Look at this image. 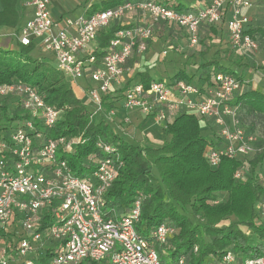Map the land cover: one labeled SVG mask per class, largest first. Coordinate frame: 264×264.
<instances>
[{
	"label": "built area",
	"instance_id": "built-area-1",
	"mask_svg": "<svg viewBox=\"0 0 264 264\" xmlns=\"http://www.w3.org/2000/svg\"><path fill=\"white\" fill-rule=\"evenodd\" d=\"M29 4L34 12L19 28L18 41L29 45L39 40L45 51L55 55L58 69L72 81L83 78L90 67L92 85L88 94L95 106L93 115L103 111L104 94L117 85L125 86L127 60L148 49L157 24L173 23L184 28L189 46L195 47L202 24L225 23L234 49L249 53L259 48V41L247 31L251 18L245 9L253 5L252 0H212L207 7L189 13L154 0H125L115 7L67 19L73 33L57 28L50 0H29ZM135 10L148 14L150 22L121 26L101 57L95 51L79 57L101 30L123 21ZM240 87L238 78L224 72L216 73L213 83L203 91L185 80H153L149 87L132 82L124 90L123 107L127 112L139 110L159 122L169 121L182 111L213 120L218 140L208 146L207 159L215 167L223 158L254 151V138L239 125L238 110L232 104ZM8 94L20 97L29 117L8 140H0V264L13 260L20 264H162L153 242L137 227L142 196L121 215L105 209V194L123 166L117 147L98 140L101 155L94 158V170L87 176H77L67 159L60 158L59 149L73 150L83 140L82 135L68 139L48 134L62 109L48 104L29 83L0 84V97ZM115 113L110 110L107 119L110 121ZM123 120L129 121L130 116ZM262 168L264 172V161ZM258 208L264 218V198ZM174 233L175 228L163 222L152 229L151 236L165 243ZM173 264H185V259ZM217 264H264V256L241 261L226 251Z\"/></svg>",
	"mask_w": 264,
	"mask_h": 264
},
{
	"label": "trees",
	"instance_id": "trees-1",
	"mask_svg": "<svg viewBox=\"0 0 264 264\" xmlns=\"http://www.w3.org/2000/svg\"><path fill=\"white\" fill-rule=\"evenodd\" d=\"M2 1L4 10L0 12V27L15 26L19 19L16 0ZM119 1L107 0L99 10L117 6ZM203 8L184 6L176 10L189 13ZM121 26L110 25L101 30L99 48L95 51L97 57L105 53ZM248 26L247 31L256 38V30ZM17 46L16 50L0 49V84H32L48 104L62 109L60 119L48 134L53 138L64 136L68 139L82 135L83 140L73 150L59 149L60 158L67 159L75 175L87 176L94 170V158L101 155L96 145L98 140L117 147L123 166L105 194V209L115 210L121 215L128 211L137 197L142 196V215L137 227L153 242L159 257L165 253L169 243L173 263L184 258L185 264H217L218 258L226 251L233 252L241 261L264 256V218L258 208L259 201L264 198V147L253 155L252 170L245 174L244 167L250 154L223 158L220 164L211 166L207 151L208 146L215 145L218 140L217 128L204 126L203 117L188 111H182L168 121L165 133L169 141L158 146L130 142L116 132L112 120L101 116L103 111L93 115L94 104L90 107L82 100L75 84L63 71L33 56L36 43L23 45L18 42ZM202 66L206 71L200 77L203 76L206 84L209 82L207 86L213 83L218 72L234 75L243 85L242 74L225 67L219 58L211 59ZM140 75L142 79L138 83L149 87L153 81L149 73L145 71ZM179 80L190 83L194 75L181 70L173 76V82ZM199 89L205 90L200 86ZM240 89L234 95L232 104L237 109L240 106V112L244 104L248 105L252 112L264 119V89L245 92ZM124 90H119L118 98L110 97V93L104 94L103 110L110 111L113 103L120 99L124 103ZM9 96H17L14 107L4 101ZM1 98L4 102L0 106V140H8L29 114L23 109L18 95L8 94ZM207 129L213 132L207 135ZM163 222L173 226L175 233L165 243H160L151 236V231Z\"/></svg>",
	"mask_w": 264,
	"mask_h": 264
},
{
	"label": "crops",
	"instance_id": "crops-1",
	"mask_svg": "<svg viewBox=\"0 0 264 264\" xmlns=\"http://www.w3.org/2000/svg\"><path fill=\"white\" fill-rule=\"evenodd\" d=\"M107 0H50V10L51 16L56 21V25L58 29H67L69 32L73 33L74 29L67 26V19H75L81 15H89L93 9H101L104 7ZM125 1L120 0L118 3ZM148 1V0H143ZM157 2L164 3L174 9L184 6H192L195 8H203L208 5L210 0H154ZM254 1V0H252ZM205 2V3H203ZM203 4V5H202ZM115 7V6H113ZM16 9L18 10L19 19L15 26L2 25L0 27V49L6 50H16L18 49V38L17 33L19 28L32 17L34 9L29 4V0H16ZM4 10L3 1L0 0V12ZM96 10V11H97ZM252 9H245V12L252 16ZM150 22V18L148 14L141 12L139 10H135L129 13L121 22H115L111 26L120 24L123 26H129L134 24H147ZM250 28L254 30H259L257 28L255 22H253V16L251 17V23L249 24ZM248 26V27H249ZM100 34V33H99ZM99 34L97 39L90 44L87 49L82 50L79 53V57H87L90 52L96 51L99 48ZM200 43L199 48L189 49L188 46V36L187 32L184 28L173 24V23H163L157 24L154 26L153 37L148 42V50L146 53L142 55H134L129 58L126 62V75L124 78L125 88L130 85L131 82H137L142 79L140 73L147 71L152 78V80H162L165 75H170L169 81L173 82V76L177 74L179 71L184 70L191 75H194V80L191 83H194L200 88H207L208 83L206 84V80L203 78L205 72V68L202 66L203 63L219 58L220 63L223 64L227 68H231L239 71L242 75L244 71H247L246 65H238L236 60H232L233 58L229 56L230 50H222L220 53L219 49V36L220 34H224L228 37L227 42L230 43V35L227 30L225 23L215 24L213 26L202 25L200 27ZM258 36V34L255 32ZM207 40V41H206ZM207 42V43H206ZM222 44L226 43V41H221ZM39 43V40H38ZM36 44V48H40V50H44L40 44ZM203 44V45H202ZM231 50V43L227 45ZM198 46H196L197 48ZM109 49L107 47L105 50ZM164 50H167V53L164 54ZM36 51V50H35ZM224 51V53H223ZM48 54L44 56H48L50 62H57L56 57L53 53L45 51ZM236 52V51H235ZM238 52L235 53L237 56ZM43 58V56H40ZM244 62V61H243ZM249 69V68H248ZM91 68L89 67L86 71V74L83 78L79 80L73 81L75 84V88L77 94L82 98V100L88 105L92 106L93 101L88 94V88L92 85V80L90 76ZM196 74V75H195ZM201 74L203 75L202 77ZM70 78V77H69ZM71 79V78H70ZM164 80V79H163ZM124 88V89H125ZM118 89V88H113ZM112 89V90H113ZM119 91V89L117 90ZM120 94V93H119ZM118 94V95H119ZM114 97V96H113ZM116 100V98H114ZM113 100V101H115ZM113 108L118 115V122L113 123V128L120 135L124 136L127 140L130 141L131 132L128 126V121L123 120L124 116H130V112H127L123 107V99H120L113 103ZM116 115V114H115ZM141 116V120L145 119L144 116L139 110H134L131 113L130 118H134L135 116ZM114 118V120H117ZM148 120L152 118H146ZM133 120V119H132ZM154 120V119H153ZM170 121V120H169ZM205 125L206 120L204 121ZM120 123V125H119ZM162 125L166 127L168 121L161 122ZM146 126L143 129L142 133H146L145 136L151 138L156 135L155 132L156 127L155 123L150 121L146 122ZM149 128L148 126H153ZM151 129L147 131L146 128ZM208 127V126H206ZM211 132V131H210ZM137 140L140 141V138ZM137 140H133V142L140 143ZM143 141V140H142ZM131 142V141H130ZM151 143V142H150ZM11 264H20L18 261L13 260Z\"/></svg>",
	"mask_w": 264,
	"mask_h": 264
},
{
	"label": "rangeland",
	"instance_id": "rangeland-1",
	"mask_svg": "<svg viewBox=\"0 0 264 264\" xmlns=\"http://www.w3.org/2000/svg\"><path fill=\"white\" fill-rule=\"evenodd\" d=\"M203 3H205V2H203ZM252 4L253 5L249 8L252 9L251 12H252V16H253V22H255L257 28H260L259 30H256V33L258 34V36L256 35V39L259 41V48L255 51H252L249 53H244L240 50L234 49L233 47L231 50L227 46L231 43V41H230V43L227 42L228 37L224 34H220L219 43H218L219 45H217V46H219L217 53L218 52L220 53V51L226 50V49H227V51L230 50L229 56H231L233 58L232 60H236V62L240 66L246 65L247 71L245 70L243 75H242L243 85L241 86V89H240L243 92H245L249 89H257V88L264 89V68H263V66H264V0H254V1H252ZM246 14H248V13H246ZM223 38H224V41H226V43L222 44L221 41H223ZM199 43H200V41H199ZM198 44L196 45V46H198L197 48H196V46L190 47L189 42H188L189 49L191 48V49L197 50L199 48ZM35 50L33 52V56L39 57V58H42L40 56H43V58H42L43 60L52 64L56 68L58 67V62H52V61L50 62L49 60H47L48 56H44V55L48 54L47 52L40 50V48H36ZM235 51L239 53V54H237V56L235 55V53H236ZM223 53H224V51H223ZM164 77H167V78H163V79L166 80L167 82H169L170 75H168V76L165 75ZM116 87L119 90H121V89L124 90V88H125L124 85H121V86L117 85ZM118 89L110 90V92H109L111 95L110 97H113V96L117 97V98L120 97L117 94L119 92V91H117ZM262 91H264V90H262ZM16 97L17 96H15V98ZM15 98H14V96H9L7 98H4L5 99L4 100L0 97V106L4 101H6L9 103V105L11 107H14L16 104ZM17 102H18V100H17ZM238 108L240 109V106ZM239 109H237L238 110L239 125L244 129V132H245V134H247V136L254 138L251 141L252 142L251 144L254 148V151L249 155V158L246 161V164L244 167V172H243L245 174L250 169L252 170L253 166L251 164V160L253 159V155H255V153H257V151L261 150L260 148L264 147V119L258 113L252 112L248 105L244 104L241 112L239 111ZM131 113H132V111H131ZM131 113H130V116H131ZM115 114L116 115H113L110 119V121L112 120V123L118 122V119H117L118 115H117V113H115ZM108 115H109V110H105V108H104L103 112L101 113V116L103 118H105V117L107 118ZM114 118L117 120H114ZM146 118H152V117L146 116L145 119L141 120V116L138 115V116H135L134 118H130V120L128 121L127 127L130 129L132 137H130L129 139L131 141H133V140H137L138 138H140V141L139 140H137V141H139L141 144H146V143L151 142V144L157 145V146L159 144H163L164 141H169V137L166 139L165 127L162 125L163 123L155 120L154 118H152L150 120H148ZM148 121L156 124V125L153 124V126H148L149 128L154 127V125L156 126L154 128H155V132L157 134L152 136L151 138H149L148 136H145L146 133L145 134L142 133L144 127L147 125L146 122H148ZM206 121H207L206 126L213 127V129H214V127L218 128L213 120L210 121L209 119H206ZM202 124L205 126L204 121H202ZM119 125H120V123H119ZM148 127L146 128V130L150 131L151 129H148ZM205 131H206L205 133L207 135L211 134L209 129H207ZM211 131L213 132L212 129H211ZM240 173L242 174V171H240ZM257 173H258V171H257ZM154 175L157 176V171L155 169H154ZM207 239H209V237H207ZM170 248H171V244L169 243V245L166 247L165 253L160 254L161 255L160 259L162 260L163 264H172L174 261V259L171 256L172 250ZM105 264H107V263L105 262Z\"/></svg>",
	"mask_w": 264,
	"mask_h": 264
}]
</instances>
